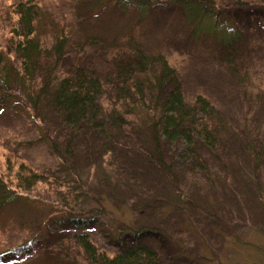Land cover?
<instances>
[{
    "label": "rangeland",
    "instance_id": "1",
    "mask_svg": "<svg viewBox=\"0 0 264 264\" xmlns=\"http://www.w3.org/2000/svg\"><path fill=\"white\" fill-rule=\"evenodd\" d=\"M154 1L142 11L110 0H0L6 68L20 71L16 7L24 3L38 7L40 38L67 36L58 75L82 68L112 84L98 101L107 137L86 125L72 137L46 98L33 109L28 94L54 72V51L43 53L40 77L0 84V264H90L77 234L109 257L138 242L159 264H264V0H208V15ZM137 51L165 58L188 103L203 96L216 108L215 151L199 143L189 161L182 144L163 138L155 149L150 124L164 100L156 107L143 91L141 107L132 90L120 95L107 64L135 61ZM173 88L164 86L165 97ZM118 110L120 131L110 118ZM22 166L46 179L19 188ZM72 219L82 226L65 223Z\"/></svg>",
    "mask_w": 264,
    "mask_h": 264
},
{
    "label": "trees",
    "instance_id": "2",
    "mask_svg": "<svg viewBox=\"0 0 264 264\" xmlns=\"http://www.w3.org/2000/svg\"><path fill=\"white\" fill-rule=\"evenodd\" d=\"M116 3L121 10L139 9L142 11L157 4L154 0H110ZM165 5L185 8L187 11L194 9L196 13L205 15L213 14L212 2L208 0H164ZM38 7L18 4L16 13L18 15V29L16 31L17 40L14 43V52L21 61L20 71L13 67L6 68L5 62H0V80L2 89H10L13 84L20 86L24 84V79L40 77L43 74L40 60L43 53L54 51L57 56L55 70L64 56L67 44V36L50 35L49 40L45 37L40 38L35 33L37 23ZM192 15V14H191ZM197 14L193 13L192 19L197 20ZM51 38V39H50ZM47 42L50 43L48 47ZM135 61L124 62L115 59L107 64L116 67L117 74L121 78L119 94L123 95L130 90L134 93V99L142 106H145L144 93H149L154 100V105L159 106L160 100H164L159 112L151 119L150 129L152 130L151 141L155 149H158L160 138L167 140L173 145L184 147L185 158L194 161L199 158L198 144L209 151H215L218 143L217 134L220 133L214 123L217 115L216 108L203 96H197L192 103H188L183 96L179 86L177 73L172 69L162 56H148L142 51H137ZM129 66V67H128ZM135 69L139 77L134 79L129 74V70ZM52 73H44L43 84L35 90V97L28 94V99L32 102L33 109H37L38 102L42 98L49 101L51 107L61 116L63 126L68 129L74 137L78 134L83 125L91 129L98 130L105 134L110 132L107 129V122H103L101 104L98 102L106 88L111 84L110 77L98 76L84 71L82 68L76 69L71 73L58 75L57 70ZM5 75V76H4ZM167 83L174 84L173 90L165 97L163 92ZM36 88V87H35ZM109 89V88H108ZM122 96V97H123ZM35 99V100H34ZM102 100V99H101ZM124 101L131 100L125 96ZM124 115L118 111L110 116L113 126L118 130L126 125ZM125 118V117H124ZM213 122V123H212ZM217 129V130H216ZM202 169L207 171L205 163H201ZM17 186L28 190L38 182H43V176L29 173L27 167L22 166L16 173ZM6 186L0 180V205L6 201ZM79 221V220H78ZM77 220L65 221V223L82 226ZM79 224V225H78ZM141 231L135 233L139 239ZM152 233V231H150ZM154 232V231H153ZM142 236V235H141ZM76 244L83 250L90 264H159L158 254L148 246L136 242L123 251L116 253L112 257L98 252L95 245L90 241L86 234L73 236Z\"/></svg>",
    "mask_w": 264,
    "mask_h": 264
}]
</instances>
